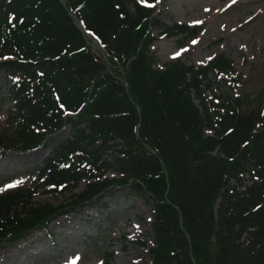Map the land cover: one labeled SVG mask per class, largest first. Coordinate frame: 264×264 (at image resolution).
<instances>
[{
  "label": "trees",
  "instance_id": "1",
  "mask_svg": "<svg viewBox=\"0 0 264 264\" xmlns=\"http://www.w3.org/2000/svg\"><path fill=\"white\" fill-rule=\"evenodd\" d=\"M157 3L0 0V68L19 77L10 86L15 127L0 134L1 154L37 149L68 129L31 170L32 185L0 194L1 246L48 231L56 216L118 188L154 203L151 260L142 264H264V109L246 111L232 96L241 80L224 55L207 67L177 60L155 69L153 30L197 34L158 18ZM222 69H230L223 72L228 97L215 95L211 104L204 83ZM241 174L251 177L243 190L231 184L243 186ZM82 180L86 189L70 203H32L39 187L74 190ZM97 232L95 239L106 237Z\"/></svg>",
  "mask_w": 264,
  "mask_h": 264
},
{
  "label": "rangeland",
  "instance_id": "2",
  "mask_svg": "<svg viewBox=\"0 0 264 264\" xmlns=\"http://www.w3.org/2000/svg\"><path fill=\"white\" fill-rule=\"evenodd\" d=\"M156 15L168 25L189 24L196 28L197 34L191 38L182 34L168 37L159 29L153 30L156 40L150 47L155 55V69H165L177 60L196 68L207 67L218 56L224 55L232 63L233 73L241 80L240 84L232 86V96L243 101L242 107L246 111L264 109V0H160ZM90 39L92 43H99ZM181 40L184 44H180ZM229 71L222 69L208 73L204 90L206 100L211 104L215 102V95L220 94L223 100L228 97L226 91L230 88L223 84V72ZM18 78L0 68V134H10L15 127L10 122V115L15 110L10 86ZM66 133L67 129L56 133L47 145L31 152H7L0 161V193L31 185L35 180L31 170L41 165L52 145ZM116 176L114 172L106 174L108 178ZM243 177V183L251 182L248 174ZM87 183L82 180L77 189L60 188L55 192L37 185L39 188L32 203L54 206L70 203L86 189ZM231 184L239 190L245 188L234 179ZM115 189L111 188L102 202L86 204L83 209L78 205L71 208L70 214L56 216L48 231L45 227L38 228L17 244L1 246L0 264H71L77 257V264H142L150 261L149 248L155 238L154 203L146 196H127L126 191ZM100 229L106 237L95 239V233ZM97 236L101 237V234Z\"/></svg>",
  "mask_w": 264,
  "mask_h": 264
},
{
  "label": "water",
  "instance_id": "3",
  "mask_svg": "<svg viewBox=\"0 0 264 264\" xmlns=\"http://www.w3.org/2000/svg\"><path fill=\"white\" fill-rule=\"evenodd\" d=\"M62 1H63V0H62ZM89 44H90L91 46H93L94 48L99 49V45H97V44H95V43H91V42H89ZM101 52H102V55H103V57H104L106 63L109 64L110 62H109V59H108V57H107V54L105 53L104 50H101ZM182 221H183V219H182V217H181V222H182ZM191 254H192V253H191ZM192 258H193V257H192Z\"/></svg>",
  "mask_w": 264,
  "mask_h": 264
},
{
  "label": "snow or ice",
  "instance_id": "4",
  "mask_svg": "<svg viewBox=\"0 0 264 264\" xmlns=\"http://www.w3.org/2000/svg\"><path fill=\"white\" fill-rule=\"evenodd\" d=\"M12 186H14V185H9V187H12ZM79 258L77 257L76 258V260H73L72 262H71V264H77V260H78Z\"/></svg>",
  "mask_w": 264,
  "mask_h": 264
},
{
  "label": "bare ground",
  "instance_id": "5",
  "mask_svg": "<svg viewBox=\"0 0 264 264\" xmlns=\"http://www.w3.org/2000/svg\"><path fill=\"white\" fill-rule=\"evenodd\" d=\"M110 254V253H109ZM110 256V255H109ZM109 258V257H108Z\"/></svg>",
  "mask_w": 264,
  "mask_h": 264
}]
</instances>
